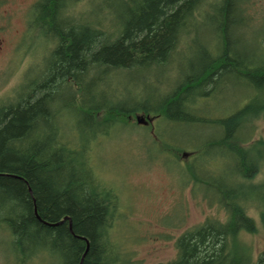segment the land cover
Here are the masks:
<instances>
[{"label": "trees", "instance_id": "16d2710c", "mask_svg": "<svg viewBox=\"0 0 264 264\" xmlns=\"http://www.w3.org/2000/svg\"><path fill=\"white\" fill-rule=\"evenodd\" d=\"M254 3L38 0L32 6L30 34L44 39L47 62L33 73L35 64L30 66L14 93L0 100V229L10 234L20 260L48 254L61 264L134 263L113 240L121 219L119 193L94 170L90 152L117 124L134 119L141 126L138 116L202 122L196 99L229 74L251 92H264V37L252 56L234 53V38L255 20L250 11ZM203 34L213 42H197L195 60H188L161 98L154 103L137 97L119 100L116 83L123 76L143 74L145 83L151 81L152 74ZM260 103L249 102L213 120L224 134L198 146L221 145L234 157V178L241 183L217 181L212 186L229 211L228 222L208 220L187 231L177 240V258L163 264H241L239 226L253 231L255 222L235 191L264 194V183L256 189L244 184L254 178L258 165L251 159L253 147L242 145L251 138L254 117L264 118V101ZM65 112L70 125L61 124ZM259 142L257 152L264 149V139Z\"/></svg>", "mask_w": 264, "mask_h": 264}, {"label": "rangeland", "instance_id": "374dc122", "mask_svg": "<svg viewBox=\"0 0 264 264\" xmlns=\"http://www.w3.org/2000/svg\"><path fill=\"white\" fill-rule=\"evenodd\" d=\"M31 2L23 0L21 3L19 0L21 4L10 7L8 14L0 11V24L6 25V37L11 42L0 55V100L8 99L14 93L27 78L25 73L30 66L32 68L35 64L33 73L47 62L49 53L45 41L34 33L16 49L11 48L16 38L14 30L23 31L24 14ZM250 11L255 15L254 22L244 30L242 37L234 38V53L243 57L252 56L260 47L258 41L264 37V0H255ZM203 29L205 32V26ZM197 42L212 43L213 40L204 34L191 39L192 47L176 55L156 75L152 74L151 81L145 83L143 74L123 76L116 83L121 88L119 100L137 97L151 99L154 103L161 98L179 78L180 69L187 66L188 60H195ZM104 84L102 87L107 90ZM208 90L209 94L195 101L198 116L204 119L202 122L152 119L137 126L131 119L129 122L132 124H117L110 129L109 137L101 139L90 152L94 170L119 193L121 219L113 230V240L126 252V257L128 254L133 256V264L172 261L178 256L177 240L184 233L208 220L225 221L227 218V209L220 203L212 186L217 181L228 182L229 185L241 183L234 178V157L221 145L198 146L224 134L222 127L214 124L213 120L224 118L249 102L261 104L264 92H251L246 85L239 83L233 73ZM135 119L137 121V117ZM70 120L69 113L65 112L61 124L70 125ZM250 126L251 138L242 145L256 150L259 141L264 139L263 116L254 117ZM249 135L247 129L246 136ZM178 150H181L179 158L176 156ZM258 167L254 178L245 181V185L251 184L249 187L256 189L257 185L264 183V158L258 161ZM255 198L261 200V194H256ZM261 210H264L261 203H257L255 210L248 207L257 225L260 224ZM236 237L241 250L254 257L264 249L263 229ZM11 242L10 234L0 229V264H61L48 254L23 262L15 255Z\"/></svg>", "mask_w": 264, "mask_h": 264}, {"label": "flooded vegetation", "instance_id": "af4514ba", "mask_svg": "<svg viewBox=\"0 0 264 264\" xmlns=\"http://www.w3.org/2000/svg\"><path fill=\"white\" fill-rule=\"evenodd\" d=\"M38 0H32L31 4L28 7L27 13L24 14V27H23V31L21 32V30L19 29H15L14 30V35H15V40L13 42V44L11 45L12 49H16L21 42L25 41L26 39L28 40V36H30V28H29V16H30V11L32 6L37 2ZM21 3H23V0H21ZM20 3V4H21ZM19 4V0H0V11L1 13H9L10 7L12 6H16V5H20ZM8 29L6 27V25L0 24V55H2L4 53V51L7 49V47H9V44L11 43L9 41V39L6 37V33H7ZM21 32V33H20ZM251 127V126H250ZM262 158H264V149H260L258 152L256 150H253V152L251 153V159L255 161V164L257 163L258 165V161H260ZM258 167V166H257ZM259 170V167L257 168V171ZM255 189V188H252ZM254 193V192H253ZM253 193H243L241 191H235V198L238 202H242L243 205L246 208V213L247 216L254 220L255 222V226H253V231L249 230V225L248 226H244V225H240L239 226V230L237 233V236L240 234H253L255 233V229H263L264 231V210L260 211L259 214V225H257V222L254 218V216L250 215L249 211H248V207L250 206V209H254L257 206V203H261L262 207L264 209V194H261V200H258L255 198V195H253ZM251 199V200H249ZM252 199H254V201L252 202ZM254 203V204H253ZM259 212V210H256ZM225 213L227 214V218L225 221L222 220H218L219 222H221L222 224H225L228 222L229 219V211L225 210ZM241 246V244H240ZM239 257L240 258V262L241 264H261V258L264 256V249L262 251H259L258 254L254 257V255L252 256L251 253H245L244 251L240 250L239 253ZM250 260V261H249ZM264 261V260H263Z\"/></svg>", "mask_w": 264, "mask_h": 264}, {"label": "water", "instance_id": "95a60500", "mask_svg": "<svg viewBox=\"0 0 264 264\" xmlns=\"http://www.w3.org/2000/svg\"><path fill=\"white\" fill-rule=\"evenodd\" d=\"M149 121H152V120H149V119H145V118H141V117H137V123H140V124H146L147 122Z\"/></svg>", "mask_w": 264, "mask_h": 264}]
</instances>
